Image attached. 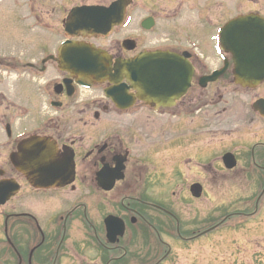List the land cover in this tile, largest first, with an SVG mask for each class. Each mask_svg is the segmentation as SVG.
<instances>
[{"label":"flooded vegetation","instance_id":"flooded-vegetation-1","mask_svg":"<svg viewBox=\"0 0 264 264\" xmlns=\"http://www.w3.org/2000/svg\"><path fill=\"white\" fill-rule=\"evenodd\" d=\"M30 1L26 12L38 17ZM116 1L58 0L54 44L36 58L0 61V264H174L170 239L188 245L204 236L190 229L192 214H198L194 227L206 221L190 205L206 193L205 180L214 181L221 206V216L208 223L214 231L251 220L264 199V125L222 129L228 114L246 127L255 117L264 121V81L254 88L235 84L230 54L219 44L223 23L205 51L194 35L207 38L203 15L177 21L186 3L197 7L192 0H120L106 35L81 30L69 16L74 8ZM159 24L154 38L145 37ZM63 41L104 50L107 77L82 86L60 67L70 62L59 56ZM146 56L151 60L139 61V74L155 86L144 100L125 76L110 79L117 64ZM10 79L19 90L8 93L3 84ZM227 85L250 94V111L234 97L223 101ZM246 131L254 133L251 141ZM226 153L234 158L224 159ZM235 185L246 198L225 203L224 190ZM111 221L122 225L113 237ZM237 264H264V253Z\"/></svg>","mask_w":264,"mask_h":264},{"label":"rangeland","instance_id":"rangeland-1","mask_svg":"<svg viewBox=\"0 0 264 264\" xmlns=\"http://www.w3.org/2000/svg\"><path fill=\"white\" fill-rule=\"evenodd\" d=\"M81 1L86 2V0ZM90 1L102 2L104 0ZM192 1L197 7L191 2L186 3V5L182 7V11L179 13L180 18L177 19V21L179 20L178 22H180V24L187 20L195 22L194 12H199L203 15V21L208 28L207 38L204 40L202 35L197 33L194 35H198L197 38L199 42L204 44L203 49L205 51H212V41L209 36L214 32L217 25L223 23V26L230 18L238 16L239 14L244 15L253 13L264 17V0ZM25 3H28V0H0V61H3V63L5 61L13 62L14 59L36 58L41 55V51L46 48L48 43L52 46L55 38H57L58 0H35L31 2V5L34 6V15L36 14L38 17H31V15L26 12ZM147 6L151 11L156 12L157 6H153L152 2ZM148 7H146L147 11L138 14H147ZM167 7H169L168 4ZM39 17H41L40 20ZM41 25L47 28L43 29ZM135 27L136 25L134 22L128 28ZM158 28H160V24L155 31L150 32L148 35H145V37L154 38L158 32ZM188 32L195 33V30L189 29ZM182 34L183 33H178V38H180L181 42L184 41ZM22 49H25L23 57L20 55ZM0 79L4 80L2 76H0ZM3 85L8 93L19 90V83L14 79H10V81L7 80V83L5 82ZM262 87H264V83ZM224 96V102L234 97L239 100L238 103L240 108L242 105H246V108L250 111L248 104L251 102L252 97L249 93L244 94L243 91L235 88L234 85H227L224 90ZM240 118L242 117L238 119ZM255 118L254 122L246 127L243 123L237 125L235 122H232V120L237 119V117L235 114H228V116H224L223 118L222 129L237 126L240 130L253 128V131H256L257 128L264 125V121L262 122L259 118ZM253 134L252 131H246L243 133V136L249 138L248 141H251L253 139ZM238 145L240 146L242 144L239 142ZM204 183L206 193L204 196L202 195L203 197L200 201L190 206L192 209H199L202 220L206 221L202 222L201 227H194L193 224L198 223V214H196V216L192 214L190 218L191 231L207 229V227L210 226V224H208L209 220L217 218L219 215L221 216L220 212H218V208L221 206L219 205L220 201L214 181L205 180ZM230 183H232V181H230L229 184ZM244 193V189L239 190L238 186L235 185L234 189L228 190L226 188L224 194H222V198L225 203L230 199H238L237 201H239L240 199L246 198ZM180 197L181 196L178 198ZM261 201L260 207L256 213L254 212L255 214L249 221L238 223L234 227H222L219 231H212L200 239L189 242L188 245H184V242L178 240L176 237L173 240L170 239L169 242L172 244V251L174 252V264H237V261L240 262L244 257H249L250 255L257 256L260 255V253H264V199ZM181 203V201H178V203L175 204V209L177 211L179 210L177 214L180 216V220H183V213L180 211L182 207ZM253 208L252 204L250 211H252Z\"/></svg>","mask_w":264,"mask_h":264},{"label":"water","instance_id":"water-1","mask_svg":"<svg viewBox=\"0 0 264 264\" xmlns=\"http://www.w3.org/2000/svg\"><path fill=\"white\" fill-rule=\"evenodd\" d=\"M115 6L116 4L110 8L97 6L78 8L74 11V15L79 22L81 21L79 28L90 30L93 33L103 32L105 26L101 23L106 21L108 15L115 10ZM220 34V42L224 49L233 54V71L236 83L244 87H254L264 80V18L256 14L236 17L225 24ZM72 49L74 52H71V57H69L72 62L63 67L64 69L82 78L88 75L93 76L95 80H102L109 74V67L106 65L109 62V57L105 52L84 45H76ZM151 57L146 56L139 60L136 58L133 62L122 66L117 64L115 67L116 78L110 80L117 83L122 76H125L137 90L138 97L145 100L146 95L153 94L154 89L152 83L145 79L141 80V83L137 81L141 78L139 74L141 62L139 61L151 60ZM190 74L186 73L185 85L189 83ZM231 157V154L225 155V159H232ZM195 187L197 192L200 191L198 186ZM192 189L194 196L200 195L195 193L194 187ZM117 224L111 221L107 225V232L111 237L121 233L122 225L120 222Z\"/></svg>","mask_w":264,"mask_h":264}]
</instances>
